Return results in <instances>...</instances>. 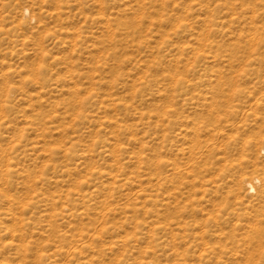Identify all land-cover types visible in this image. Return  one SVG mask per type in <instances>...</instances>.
Here are the masks:
<instances>
[{"label":"rangeland","instance_id":"1","mask_svg":"<svg viewBox=\"0 0 264 264\" xmlns=\"http://www.w3.org/2000/svg\"><path fill=\"white\" fill-rule=\"evenodd\" d=\"M263 92L264 0H0V264H264Z\"/></svg>","mask_w":264,"mask_h":264},{"label":"bare ground","instance_id":"2","mask_svg":"<svg viewBox=\"0 0 264 264\" xmlns=\"http://www.w3.org/2000/svg\"><path fill=\"white\" fill-rule=\"evenodd\" d=\"M183 50L185 51L187 49L186 48H183ZM256 104H257V106H260L261 108L264 109V92H263V95L261 96V98L259 100L256 99ZM262 145L264 146V141H262ZM112 147L113 148L116 147V148H118L120 150L123 149V147H120L118 145L111 144L110 142H107V143L105 142V143H103L101 152L102 153H105L107 149H110ZM252 166H255V165L253 164ZM260 171L261 172H264V164L261 167ZM234 186H235V189L238 190V191L239 190L249 191L250 189L253 190V189H255L254 187L256 186V187H258V196L264 199V177L263 178H258V177L248 178L246 176V174H243L242 173L238 177L235 178V180H234ZM11 246H13V245H11ZM144 263L145 264H153L151 262H144Z\"/></svg>","mask_w":264,"mask_h":264}]
</instances>
